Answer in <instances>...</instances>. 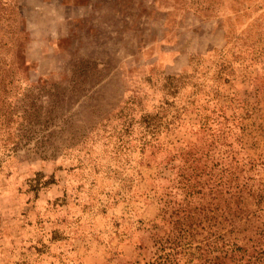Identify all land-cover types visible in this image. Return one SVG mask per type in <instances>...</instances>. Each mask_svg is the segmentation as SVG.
Returning a JSON list of instances; mask_svg holds the SVG:
<instances>
[{"label": "rangeland", "instance_id": "374dc122", "mask_svg": "<svg viewBox=\"0 0 264 264\" xmlns=\"http://www.w3.org/2000/svg\"><path fill=\"white\" fill-rule=\"evenodd\" d=\"M13 3L0 264H264V0Z\"/></svg>", "mask_w": 264, "mask_h": 264}, {"label": "trees", "instance_id": "16d2710c", "mask_svg": "<svg viewBox=\"0 0 264 264\" xmlns=\"http://www.w3.org/2000/svg\"><path fill=\"white\" fill-rule=\"evenodd\" d=\"M14 0H0V50L3 46H5V42L3 39L9 40V42L12 40L14 31L12 30L11 20H12V8L14 7ZM0 75H3V63L1 62L0 58ZM2 79L0 76V83ZM2 116H6L5 112L1 113ZM225 170V169H224ZM238 187L236 185L235 189ZM244 186L242 185L241 188ZM235 197L238 198V202L244 203V201H248L251 196L248 192L243 190H236Z\"/></svg>", "mask_w": 264, "mask_h": 264}]
</instances>
